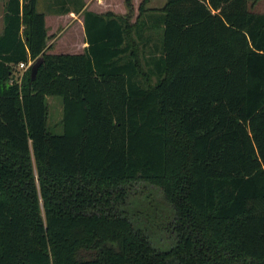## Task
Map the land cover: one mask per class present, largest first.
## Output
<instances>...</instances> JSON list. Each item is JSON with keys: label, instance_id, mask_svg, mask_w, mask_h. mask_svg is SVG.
Listing matches in <instances>:
<instances>
[{"label": "trees", "instance_id": "16d2710c", "mask_svg": "<svg viewBox=\"0 0 264 264\" xmlns=\"http://www.w3.org/2000/svg\"><path fill=\"white\" fill-rule=\"evenodd\" d=\"M37 1L8 0L0 34V264H264L258 0H167L150 58L129 15L90 10L86 50L48 52ZM141 186L167 210L131 207Z\"/></svg>", "mask_w": 264, "mask_h": 264}, {"label": "crops", "instance_id": "0c3cea01", "mask_svg": "<svg viewBox=\"0 0 264 264\" xmlns=\"http://www.w3.org/2000/svg\"><path fill=\"white\" fill-rule=\"evenodd\" d=\"M8 0H0V34L4 30L5 26V12L6 2ZM142 1V0H141ZM134 3L133 11L130 13L129 7L126 5V0H80L76 6L66 3L61 4L60 7L55 0H38L37 9L40 12H44L46 27L48 31L47 36V50L51 53H82L89 46V40L87 38L86 27L84 22V12L86 10L93 11L99 15H105L107 13H113L116 16L126 17L129 15V21L131 24L137 25V30L129 35L130 39H135V43L132 44L128 52H131L132 48H138L139 52L143 55L152 57L155 53V47L157 46V37L155 31L150 25L154 24V18H147L149 12L155 13L154 10L162 8L165 3L164 0L159 6H149L154 0H151L147 5V13L141 17L139 11V5L141 3ZM117 5V6H116ZM41 10H39V7ZM24 27V26H23ZM129 43V44H130ZM20 68V66H18ZM22 69V68H21ZM25 70V69H23Z\"/></svg>", "mask_w": 264, "mask_h": 264}, {"label": "rangeland", "instance_id": "374dc122", "mask_svg": "<svg viewBox=\"0 0 264 264\" xmlns=\"http://www.w3.org/2000/svg\"><path fill=\"white\" fill-rule=\"evenodd\" d=\"M90 4L92 3L91 0ZM141 0H134V3H139ZM253 1V0H251ZM163 2V0H154L152 3L149 4V6H157V5H161ZM166 2V0H164V3ZM136 3V4H137ZM117 6V5H116ZM39 10H41L40 6L38 7ZM253 11L256 12H264V0H258L254 6L252 7ZM159 15H162L161 13H152L149 12L146 16L147 18L149 17H153L155 19V17H158ZM152 27L153 30H156V37H157V43L160 47H162V41H163V28L160 26V22L159 21H155L153 25H150ZM23 69L18 68L15 71V79H17L18 81H21V77L23 75ZM48 103H49V115H48V126L50 127V129L52 130L53 133L55 134H61L63 133L64 129H63V124H62V118H63V104H62V98L59 96H49L48 97ZM147 194H150L148 197H145ZM150 197V199L152 200L151 204V208L154 207L156 208V210H159V212L162 211V209H166L168 207L165 206L164 204V200H163V195L159 190H155L153 188H147L146 186H141V187H136V189L133 190L132 192V198H131V207H134L135 209L139 208V209H144L147 206V200ZM149 199V200H150ZM144 215H146L144 213ZM143 216V221L145 218V216ZM149 217L145 220L146 222V226L151 224L150 221L153 218L152 214L148 215ZM159 240V238H158ZM157 243V242H156ZM157 246L161 247V248H166L167 244L165 243H157Z\"/></svg>", "mask_w": 264, "mask_h": 264}, {"label": "water", "instance_id": "95a60500", "mask_svg": "<svg viewBox=\"0 0 264 264\" xmlns=\"http://www.w3.org/2000/svg\"><path fill=\"white\" fill-rule=\"evenodd\" d=\"M38 64H39V61H37L36 64H34L33 67H32V76L33 77L36 74Z\"/></svg>", "mask_w": 264, "mask_h": 264}, {"label": "built area", "instance_id": "2783aa9c", "mask_svg": "<svg viewBox=\"0 0 264 264\" xmlns=\"http://www.w3.org/2000/svg\"><path fill=\"white\" fill-rule=\"evenodd\" d=\"M30 64H31V62H29V63L21 62V63L19 64V66H20V68H22V69H26V68L29 67Z\"/></svg>", "mask_w": 264, "mask_h": 264}]
</instances>
